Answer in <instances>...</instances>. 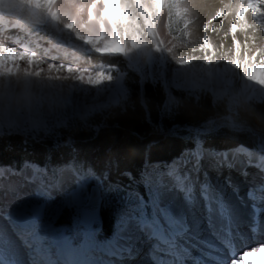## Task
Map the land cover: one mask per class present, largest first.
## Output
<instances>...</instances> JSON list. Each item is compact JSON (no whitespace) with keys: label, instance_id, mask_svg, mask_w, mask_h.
Listing matches in <instances>:
<instances>
[{"label":"snow or ice","instance_id":"6c2138e0","mask_svg":"<svg viewBox=\"0 0 264 264\" xmlns=\"http://www.w3.org/2000/svg\"><path fill=\"white\" fill-rule=\"evenodd\" d=\"M192 10L190 0H0V32L8 27L7 14L15 17L13 28L23 31L24 24L49 25L58 34L50 41V47L43 49L39 42L34 47L30 43L19 46V38L15 40L18 46L9 47L0 35V135L5 130H47V115L55 114L57 105L65 109L73 106L74 115L86 119L94 112L130 99V90L124 83L125 73L103 60L82 62L75 54L78 51L85 55L98 53L100 57L123 56L135 67L142 61L161 66L174 61L179 66L173 69L174 85L192 94L211 93L214 106L224 105L223 115L218 113L217 117L186 129L192 141L190 149L172 163L141 177L142 182L147 181L152 196L148 200L136 195L134 203L130 200L122 207L114 239L101 249L102 259H75L71 249H61L53 259L56 253L51 244V216L55 212L42 214L38 207L17 199L16 181L22 178L20 173L0 169V264H135L139 256L135 233L149 241L152 264H244L245 256L264 252V137L255 146L240 143L229 151L211 153L214 163L218 158L220 167L239 168L240 175L249 182L246 206L250 215L246 231L241 229L237 209L224 190L199 175L208 155L203 144L205 137L222 128L233 133L252 132L244 116L249 113L251 102H264V74L259 77L252 74L249 63L259 57L258 63L264 67V48L257 47L250 57L246 53L243 63L238 55L231 58L227 55L216 58L215 53L208 55L211 45L207 35L202 40L190 39ZM229 11L242 29L257 25L264 29V0H236L224 5L216 15L227 16ZM248 11L251 24L240 15ZM164 21L171 36L167 41L159 32V25ZM236 22L231 30L238 53ZM204 27L207 29L208 25ZM43 30L36 27L35 32L27 34L31 37ZM173 31L181 35H173ZM63 33L68 34L67 38ZM76 41L81 44L77 45ZM196 43L203 56H181L175 51L178 45H191L195 52ZM53 49L57 55L63 50L64 62H48L49 58L56 59L49 56ZM22 63L25 67H21ZM113 72L117 73L115 77ZM68 80L73 83L65 85ZM143 80L142 74L141 88ZM164 84L167 91L168 80ZM65 88L68 96L63 95ZM92 90H95L94 101L107 93L106 101L85 105L80 111L73 93L89 94ZM196 98L199 100V95ZM175 103L169 94L164 111L170 114ZM63 116L66 121V111ZM253 168L255 172L249 170ZM23 179L26 183L27 178ZM225 184L239 198V186L230 176ZM177 191L181 194L183 209L167 199L169 192ZM10 196L12 202L6 204ZM83 196L82 191L73 192L68 202L79 206ZM202 223L208 226L211 240L201 237Z\"/></svg>","mask_w":264,"mask_h":264},{"label":"trees","instance_id":"16d2710c","mask_svg":"<svg viewBox=\"0 0 264 264\" xmlns=\"http://www.w3.org/2000/svg\"><path fill=\"white\" fill-rule=\"evenodd\" d=\"M36 27L44 29L33 35L37 39L55 35V29L49 25L23 26L27 33L35 32ZM62 35L64 38L68 36L67 33ZM83 55L93 63L103 60L125 73L124 83L130 90V99L94 112L86 119L70 117L59 124L50 121L47 130L35 133L5 131L0 135V169L20 172L30 166L46 178L54 177L63 167L71 166L75 170L89 171L101 186L131 188L141 197L149 198L141 180L144 167L172 163L192 146L186 129L215 118L218 113L223 115L224 105L214 106L211 93L192 94L184 88L170 86L166 91L165 86L155 81L153 76L144 78L141 88V70L130 65L123 56ZM169 94L176 101L170 114L163 108ZM262 116L264 102H251L249 113L244 118L252 132L233 133L222 128L204 138V149L218 153L234 149L240 143L255 146L264 137ZM100 213L101 223L95 225L100 238L106 240L114 234L116 221L109 210L101 207ZM54 225L67 226V223L60 215ZM79 225L84 227L81 223ZM72 236L78 242L82 234L75 231Z\"/></svg>","mask_w":264,"mask_h":264},{"label":"rangeland","instance_id":"374dc122","mask_svg":"<svg viewBox=\"0 0 264 264\" xmlns=\"http://www.w3.org/2000/svg\"><path fill=\"white\" fill-rule=\"evenodd\" d=\"M240 15L242 17H245L249 24L253 23L250 11L241 12ZM5 20L8 21V27L2 32H0V35H2L5 38L3 42L9 43V47L18 46L15 43V40L19 38L20 39L19 46H22L25 43H30V46L34 47L35 44L39 42L41 48L43 49L50 47V41H54L55 39L56 32L55 35L45 36L46 39H32L28 37L26 34H24L23 31L21 30L19 31L18 29L11 27V25L15 23V17L8 16L6 14ZM208 22L205 23L208 25L207 29H205L204 27L205 24H203V26L200 25L199 27H196L194 26L195 24L192 23L191 25H189V30L192 33V36L190 37V39L192 40H196L197 38H199V40H202L203 37L207 35L209 44L211 45V47L208 50V55L210 56L213 55V53H215L216 58H219L221 55H227L230 58L236 57L238 55L241 62L243 63L245 60L246 53L250 57L252 51H254L257 47L264 48V29H261L258 25L255 28L242 29L239 23L235 21V15L231 11H229V14L227 16H217L215 13V16L212 19H209ZM234 22L237 23V27L234 30V34L236 37V41L239 43L238 53L232 39L233 30L231 29H232V24ZM165 23L166 21L160 23L159 32L161 37L167 41L171 39V36L168 35V29L166 28ZM193 30H200L198 32L199 34H196V32H193ZM172 34L181 35L179 32L176 31H173ZM76 44L79 45L81 44V42L76 41ZM195 47H196V51L193 52L191 45L189 47H183L178 45L175 51L178 55L181 56L183 55L203 56L204 53L201 52L199 43H196ZM68 51L71 53V49H69ZM62 52L63 50H61L60 55H57L56 50L53 49L50 52L49 56L50 57L56 56V59L53 60L49 58L48 62L49 63L64 62L65 58ZM75 54L81 57L82 62L87 61V58L84 57L82 52L78 51ZM68 58L71 59V55ZM258 61H259V57H257L256 60H251V62L249 63V71L252 74L256 75L257 77H259L261 74H264V67L260 66ZM21 67H25V65L22 63ZM43 67L46 68L47 65L45 64L43 65ZM178 67L179 66L176 65L174 61H170V63L166 66L148 65L142 61L141 65L138 68L141 70L144 78L147 77L149 78L150 76H153L154 80L159 82L163 86H165L164 81L166 79L169 82L168 87L170 86L172 88H178L179 86H176L172 83L174 79L173 69ZM238 71H240V74L242 75V71L241 70ZM112 75L115 77L117 73L113 72ZM64 83L65 85H71L73 81L68 80L65 81ZM68 94H69L68 89L65 88L63 95L68 96ZM73 95L75 97V103L79 106L80 111H83L85 105H91L94 102L104 103L108 96L107 93L102 94L98 100L94 101L93 97L95 96V90H92V92L89 94H85L83 92H75L73 93ZM44 111L45 113L48 112L47 104L45 105ZM65 111L67 112L68 118L70 117L81 118L79 115H74L73 106H68L67 109H65L63 105H57L55 106V114L47 115L48 123L50 121H54L57 124H59L58 121H64L63 113ZM29 131L35 133V131H31V130ZM15 132H26V131H15ZM205 151L206 153H208V155L205 156L202 162L199 173L200 178L202 180H207L217 188L223 189L225 195L229 199V197L235 196L233 195L232 190L228 188L225 184V179L230 176L233 182L239 186V198H243L247 203L246 193L248 191L249 182L240 175L239 168L232 170L230 173H226L225 171L224 173L215 170L212 171L210 169L212 168L210 167V165L213 164V168H215V166L219 168L218 165L219 160L217 158L216 162L214 163L213 157L211 156V153L213 151L208 149ZM221 152L223 151H220L218 153ZM164 165L163 164L147 165L146 167H144L143 176L147 173L155 172L157 169H159L161 166ZM4 170L7 171V169ZM249 170L251 172H255L254 168ZM19 173L22 178L16 181L17 184L16 198L19 200H26L29 203H31L34 207H38L40 204H44L41 212L42 214L47 215L54 211L55 214L51 216L52 225H53V238L51 241L52 248L55 243H59L64 247V249H71L72 257L79 260L93 261L103 258L100 255L101 249L104 244L114 239V235L117 231L118 223H119L118 217L122 207L128 205L130 200L132 203H134V197L138 195L131 188L129 190L115 185L101 186L100 182L95 178H93L89 171L83 169L75 170L71 166H66L60 169L55 177H48V179L52 183L48 189L46 187L44 188L46 191L41 190L40 186H43L45 183H43V181L36 176V172L34 171L33 167L26 166L22 170V172ZM239 176H241V178H239ZM23 178H27L26 183L24 182ZM90 182L99 185L102 194V207L106 210H109L115 217V221H116L115 232L111 238L103 240L96 232L88 233L82 229L80 230V232H82V238L78 242H75L72 239L73 238L72 234L74 233V231L78 229L80 222V218H79L80 208L88 199ZM143 185L147 188L148 194L150 196L149 198L146 199L150 200L152 193L148 190V184L146 180L144 181ZM81 191L84 194L83 199L81 200L79 206L74 207L73 204L68 202V198L70 195L73 194V192H81ZM169 193L174 194L176 196L181 195L178 191L169 192ZM10 202H12L11 196L9 197L8 201H5V203L7 204ZM249 213H250V209H249ZM60 215L62 217V220L67 223V226L64 225L57 227L54 225L55 220ZM247 220H241L242 222H240V227L242 230L246 231L245 225L247 223ZM94 226L95 225L92 224L91 227ZM66 227H70V229L66 230ZM200 228H201L200 231L201 237L204 239L211 240L212 235L209 231L208 226L202 223L200 225ZM135 236L137 237V250L139 252V256L135 258V264H152L153 256L151 254L149 241L144 239L139 233H135ZM244 264H264V252L257 253L253 256H245Z\"/></svg>","mask_w":264,"mask_h":264},{"label":"bare ground","instance_id":"6f19581e","mask_svg":"<svg viewBox=\"0 0 264 264\" xmlns=\"http://www.w3.org/2000/svg\"><path fill=\"white\" fill-rule=\"evenodd\" d=\"M190 2L193 5V10H192V19L194 20L193 24H195L194 26L199 27L200 25L203 26V24L207 23L209 19H212L215 16V13H217L221 8H223L224 5L230 2H236V0H190ZM199 31L200 30H193V32H196V34H199L198 33ZM210 167H212L210 168L212 171L214 170L220 171L221 173H224V171L226 173H230L232 170L237 169V168L228 169L220 166L219 168L216 166L215 168H213V164L210 165ZM239 178H241V176H239ZM167 198L171 199L170 201L174 204L175 207H177L178 209H183L184 204H183V200L181 199V195L176 196L174 194L169 193ZM229 200L233 203V205L237 209L239 221L242 222L241 220H247L250 213H249V208L246 206L247 205L246 201L243 198H237L235 196L229 197Z\"/></svg>","mask_w":264,"mask_h":264},{"label":"water","instance_id":"95a60500","mask_svg":"<svg viewBox=\"0 0 264 264\" xmlns=\"http://www.w3.org/2000/svg\"><path fill=\"white\" fill-rule=\"evenodd\" d=\"M102 204V194L100 188L93 184L89 188V195L87 201L80 208V221L86 225H91L94 221L100 222V209ZM44 204H40L38 208L42 212ZM94 209V212H90L89 209Z\"/></svg>","mask_w":264,"mask_h":264}]
</instances>
